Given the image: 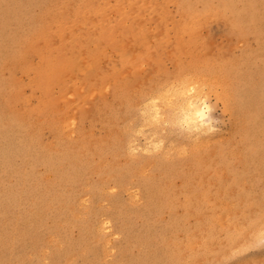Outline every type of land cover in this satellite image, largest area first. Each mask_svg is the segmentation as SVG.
Here are the masks:
<instances>
[{"label": "rangeland", "instance_id": "obj_1", "mask_svg": "<svg viewBox=\"0 0 264 264\" xmlns=\"http://www.w3.org/2000/svg\"><path fill=\"white\" fill-rule=\"evenodd\" d=\"M116 1L0 0V264H264V95L238 88L262 94L264 0ZM45 54L67 62L48 86ZM190 95L211 126H187Z\"/></svg>", "mask_w": 264, "mask_h": 264}, {"label": "bare ground", "instance_id": "obj_2", "mask_svg": "<svg viewBox=\"0 0 264 264\" xmlns=\"http://www.w3.org/2000/svg\"><path fill=\"white\" fill-rule=\"evenodd\" d=\"M91 1V0H90ZM130 1H132V0H130ZM141 1V0H140ZM148 1H151V0H148ZM147 0H146V2H148ZM153 2L151 3V2H149V3H151L150 5L148 4V6H147V4L145 3V1L143 0V2H140V3H142V5H139V4H137V5H139V7L137 6L136 7V9L135 8H133V9H135L134 11L137 13H139L140 15H138V14H134L135 12L133 11V9H132V7L133 6H131V9L130 8H128V9H124L123 10V13H124V11L125 10H130V12H127V13H130V14H128V16H129V18H130V16L134 19V17H136L135 15H138L137 17H142L143 18V16L145 15L146 16V14H142L141 15V12L140 11H138L139 9L141 10V11H143V13H145V11L147 10L146 9V7L147 8H150V9H148L149 11L151 10V7L150 6H153L154 8H152V9H155L156 7L155 6H159V8H158V6H157V9H159V12L157 11V9L154 11H152V13L150 12L149 13V11H148V14L147 15H149L150 14V16H151V14H158V13H160V17H162L161 16V14H162V12L160 11L161 9H160V7L161 6H163L162 4H161V6H160V4H157V2H155L154 3V0H152ZM94 2V1H93ZM92 2V3H93ZM116 2H118V0L116 1ZM120 2V1H119ZM119 2L118 3H115V5L117 6L118 5V7L120 6L121 7V5H119ZM123 4H124V2L123 1H121ZM120 2V3H121ZM126 2H128V1H126ZM133 2L135 3V0H133ZM137 2V1H136ZM139 2V1H138ZM137 2V3H138ZM204 2V1H203ZM84 3H86V2H84ZM83 3V4H84ZM87 3H89V2H87ZM96 3V1L94 2V4ZM100 3H101V1H100ZM107 3V2H106ZM121 3V4H122ZM134 3H133V5H134ZM154 3V4H153ZM91 4V3H90ZM93 4V5H94ZM104 4V3H103ZM108 4V3H107ZM122 4V7H125L124 5ZM143 4H144V6H145V4H146V7H144L143 6ZM153 4V5H152ZM157 4V5H156ZM48 5V4H47ZM78 5V4H77ZM85 5V4H84ZM98 5V4H97ZM113 6V7H116V6ZM126 5V4H125ZM205 5V4H204ZM207 5V4H206ZM230 5V4H229ZM228 5V6H229ZM86 6V5H85ZM99 6H100V4H99ZM128 6V5H127ZM135 6H136V4H135ZM134 6V7H135ZM140 6H143L146 10H144V8L142 9ZM53 7V6H52ZM51 7V8H52ZM56 6H54V8H55ZM101 7V6H100ZM110 6H109V4H108V9H109V11L111 10V8H109ZM112 7V6H111ZM118 7H116V8H118ZM119 7V9H121ZM83 8V7H82ZM88 8H92L91 6L90 7H88ZM98 8V6L96 7V9ZM102 9L104 8V5L101 7ZM232 8V7H231ZM46 9V8H45ZM49 9V8H48ZM86 9H87V7H86ZM85 9V10H86ZM93 10H94V8H92ZM101 9V10H102ZM138 9V10H137ZM84 10V9H83ZM104 10H106L105 12H108V10H107V8L106 9H104ZM104 10H102V11H104ZM113 10H114V8H113ZM131 10L134 12V13H131ZM137 10V11H136ZM164 10V9H163ZM162 10V11H163ZM45 11V10H44ZM63 11V10H62ZM116 11V10H115ZM156 11H157V13H156ZM166 11V10H165ZM125 12V13H126ZM164 12V11H163ZM64 13V12H63ZM70 13V12H69ZM79 13V12H78ZM82 13V12H81ZM86 13V12H85ZM91 13V12H90ZM92 13H95V12H92ZM98 13V12H97ZM111 13V12H110ZM117 13V12H116ZM107 14H109V12L107 13ZM114 14H115V12H114ZM118 14V13H117ZM133 14V15H132ZM60 16V18L62 19V15H61V13H58L57 14V17H59ZM82 15V14H81ZM98 16H97V18H98V20L100 19L99 18V14H97ZM106 15V14H105ZM113 15V14H112ZM112 15L110 16L111 17V19H112ZM159 15V14H158ZM163 15H165V14H163ZM212 15V14H211ZM55 16V15H54ZM64 16V15H63ZM117 16V15H116ZM118 16H120V15H118ZM127 16V17H128ZM56 17V16H55ZM106 17H107V15H106ZM113 17H114V15H113ZM159 17V20L161 19H163V18H165V17H162V18H160ZM42 18V17H41ZM79 18V17H78ZM96 18V19H97ZM103 18V17H102ZM149 18V17H148ZM170 18V17H169ZM69 19V18H68ZM67 19V20H68ZM71 19V18H70ZM72 19H74V17L72 18ZM71 19V20H72ZM91 19V18H90ZM106 19H108V17L107 18H105V20ZM110 19V20H111ZM128 19V18H127ZM133 19H132V21H133ZM140 19V18H139ZM139 19L137 20V19H134V20H136V21H139ZM152 19V18H151ZM150 19V20H151ZM212 19V18H211ZM54 20H56V18L54 19ZM53 20V21H54ZM67 20H65V21H67ZM126 20V19H125ZM144 20V19H143ZM158 20V19H157ZM156 20V21H157ZM172 20V19H171ZM175 20V19H174ZM192 20V19H191ZM82 21V20H81ZM86 21V20H85ZM91 21V20H90ZM93 21V20H92ZM95 21V20H94ZM99 21H101V20H99ZM107 21H109V20H107ZM112 21V20H111ZM177 21H178V19H177ZM180 21V20H179ZM211 21V20H210ZM220 21V20H219ZM102 22H104V21H102ZM122 22H126V21H122ZM134 22V21H133ZM132 22V23H133ZM141 22V21H140ZM139 22V23H140ZM145 22H146V20H145ZM161 22V21H160ZM159 22V23H160ZM167 22H170V21H168L167 20ZM176 22V21H175ZM174 22V24H175V27H176V25H177V22L175 23ZM67 23V22H66ZM70 23H72V21L70 22ZM75 23V22H74ZM77 23V22H76ZM82 23V22H81ZM98 23H100V22H98ZM109 23H110V21H109ZM142 23V22H141ZM148 23H149V21H148ZM152 23V22H151ZM60 24H61V22H60ZM78 24V23H77ZM80 24V23H79ZM84 24V23H83ZM82 24V25H83ZM88 24V23H87ZM93 24V26H95L94 25V23H92ZM101 24V23H100ZM103 24V23H102ZM108 24V23H107ZM113 24V23H112ZM155 24V23H154ZM55 25V24H54ZM98 25V24H97ZM97 25L95 26V29H92L94 32L92 33V35L91 36H93V34L95 33V30H96V27H97ZM136 25H137V23H136ZM135 25V26H136ZM151 25H153V24H151ZM157 25V24H156ZM156 25L154 26V27H156ZM165 25H166V22H165ZM65 26V25H64ZM66 26H69V24L68 25H66ZM85 26V25H84ZM99 26V29H100V25H98ZM150 26V25H149ZM163 26H164V23H163ZM194 26L195 27H197L195 24H194V22H182V23H180V24H178V28L180 29V30H182L183 31V34H184V30H185V32L186 31H190V30H192V29H194ZM55 27V26H54ZM154 27H153V31L152 32H154ZM159 27V26H158ZM165 27V26H164ZM63 27H61L60 29H62ZM66 28V27H65ZM98 28V27H97ZM149 28V27H148ZM157 28V27H156ZM166 28V27H165ZM198 28V27H197ZM72 29V28H71ZM71 29H68V32H69V30H71ZM110 29V28H109ZM176 29H177V27H176ZM174 30L175 31V33H176V35H177V30ZM102 30V29H101ZM116 30H117V28H116ZM163 30V29H162ZM168 30V29H167ZM56 31H58V30H56L55 29V32ZM60 31V30H59ZM73 31V30H72ZM103 31V30H102ZM157 31V30H156ZM35 32V31H34ZM65 32V31H64ZM63 32V33H64ZM96 32H99V31H97L96 30ZM162 32V31H161ZM161 32H159V34L161 33ZM173 32V31H172ZM52 33V32H51ZM57 33V32H56ZM60 33L61 32H59L58 34L60 35ZM63 33H61V34H63ZM91 33V32H90ZM174 33V34H175ZM179 33V32H178ZM187 33V32H186ZM58 34H57V36H58ZM78 34H80V33H78ZM78 34H76V35H78ZM120 34V33H119ZM145 34H146V36H147V38L149 39L150 37L149 36H151V34L149 35V33H148V31L146 32L145 31ZM153 34V33H152ZM156 34V33H155ZM159 34H156L157 36H156V38L158 37V40H159V37H160V35ZM163 33H161V36H163L162 35ZM33 35V34H32ZM65 35H67V34H65ZM71 35H75L74 34V32H73V34H71ZM118 35V34H117ZM117 35H115V36H117ZM173 35V34H172ZM55 36H56V34H55ZM56 36V37H57ZM62 36H64V34L62 35ZM91 36H89V38L91 37ZM95 36V35H94ZM123 36V35H122ZM175 36V35H174ZM184 36H186V35H184ZM83 36H79L78 38L80 39V38H82ZM96 37H99V36H96ZM121 37V36H120ZM120 37H119V39H120ZM130 37V36H129ZM129 37L127 36V38H125L124 40H126V39H129ZM155 37V36H154ZM189 37V36H188ZM38 38V37H37ZM53 38V37H52ZM57 38H60V37H57ZM122 38H124V37H121V39ZM161 38H163V37H161ZM160 38V39H161ZM174 38H176V37H174ZM62 39H63V37H62ZM75 39V38H74ZM77 39V38H76ZM171 39V38H170ZM64 40V39H63ZM71 40V39H70ZM69 40V41H70ZM87 40H89V39H87ZM93 40V39H92ZM95 40V39H94ZM118 40V39H117ZM132 39L130 38V41H131ZM165 40V36H164V38H163V41H162V43L163 42H165L166 44H167V40L168 39H166V41H164ZM181 39H179V41H180ZM67 40H64V44H65V42H66ZM81 41V40H80ZM91 40H89V42H90ZM98 41H101V40H98ZM97 41V39H96V43L98 42ZM119 41V40H118ZM123 41V40H122ZM154 41H155V39H154ZM179 41H177V42H179ZM182 41V43L184 42L183 40H181ZM68 42V41H67ZM72 42V44L74 45V42L75 41H71ZM120 42V41H119ZM118 42V45H120L121 43H119ZM151 42V41H150ZM159 42H161V41H159ZM186 42V41H185ZM184 42V43H185ZM191 42V41H190ZM76 43V42H75ZM94 43V42H93ZM102 43V42H101ZM180 43V42H179ZM178 43V44H179ZM181 43V44H182ZM183 43V44H184ZM189 43V42H188ZM188 43H186V44H184L185 46H187V44ZM81 44V43H80ZM129 44H132V43H130L129 42ZM164 44V43H163ZM166 44H164L165 45V47H166ZM177 44V45H178ZM182 44V45H183ZM66 45V44H65ZM82 45V44H81ZM95 45H97V44H95ZM134 45V44H133ZM164 45H163V47H164ZM177 45H175V46H177ZM75 46V45H74ZM98 46H101V45H98ZM106 46V45H105ZM162 46V45H161ZM175 46H173V49H175V48H177V47H175ZM209 47L211 46V45H208ZM78 47H80V46H78ZM97 47V46H96ZM162 47V48H163ZM165 47H164V49H165ZM175 47V48H174ZM178 47H182V49H183V46H180V45H178ZM97 48H99V47H97ZM103 48V47H102ZM187 48V47H186ZM105 49V48H104ZM158 49V48H157ZM164 49H162V51L164 50ZM180 49V48H179ZM67 50V49H66ZM97 50V49H96ZM95 50V51H96ZM98 50H100V49H98ZM176 50V49H175ZM174 50V51H175ZM68 52H69V50H67ZM67 51H65V52H67ZM82 51V50H81ZM174 51H170L171 52V54L172 53H174ZM182 52H183V54H184V50H181ZM44 52V51H43ZM54 52V51H53ZM67 52V53H68ZM169 52V51H168ZM176 52V51H175ZM185 52H189V51H186V49H185ZM66 53V54H67ZM83 53V52H82ZM100 53V52H99ZM102 53V52H101ZM152 53V52H151ZM165 53V52H164ZM211 53V52H210ZM103 54H104V52H103ZM132 54H133V52H132ZM153 54H154V52H153ZM161 54V53H160ZM163 54V53H162ZM69 55V54H68ZM67 55V56H68ZM102 55V54H101ZM165 55V54H164ZM175 55H178V53L176 52V54ZM174 54L172 55L173 57L175 56ZM186 54H184V56H185ZM214 55V54H213ZM70 56V55H69ZM69 56L67 57L68 58V60H69ZM75 56V58H76V55H74ZM118 56V55H117ZM167 56V55H166ZM81 57V56H80ZM88 57H90V56H88ZM98 57V56H97ZM176 57V56H175ZM186 57V56H185ZM188 58V57H187ZM217 58V57H216ZM72 59V58H71ZM82 59H83V57H82ZM95 59V58H94ZM103 59V58H102ZM119 59V58H118ZM182 59V58H181ZM218 59V58H217ZM73 60V59H72ZM81 60V59H80ZM88 60H92V58H90V59H88ZM87 60V61H88ZM122 60L125 62V59H124V57L122 58ZM177 60V63H180V62H178V58L176 59ZM210 60V59H209ZM180 61V60H179ZM183 61V60H182ZM71 62H75V61H71ZM70 62V64H72ZM83 62V61H82ZM91 62V61H90ZM149 62H150V60H149ZM176 62V61H175ZM174 63V62H173ZM185 63V62H184ZM207 63H209V62H207ZM79 64H82L81 63V61H80V63ZM86 64H88L89 66H90V64H89V62H86ZM73 65H75V64H73ZM180 65V64H179ZM208 65V64H207ZM214 65V64H213ZM66 66H67V62H66V60L64 59V58H62V57H59V55H57V56H55V57H53V56H51V55H49V54H45L44 56H42V65L40 66V67H38L37 68V71H36V77H38L39 78V80H40V82L43 84V85H49V84H51L52 83V81H54V80H56V79H58V77H59V75H60V72L63 70V68H66ZM77 66V65H76ZM81 66H83V65H81ZM86 66V65H85ZM209 66H210V64H209ZM216 66V65H215ZM73 67H75V66H73ZM88 66H86L85 68H87ZM176 67V66H175ZM180 67V69L179 70H183L184 69V67L183 66H179ZM188 67L191 69V68H193V70H196V69H198V67H197V64H196V62L195 61H191L189 64H188ZM212 67V66H211ZM68 68V67H67ZM69 69V68H68ZM102 69V68H101ZM72 70H73V68H72ZM83 70V69H82ZM82 70H80V75L81 76H83L82 74H81V71ZM91 70V69H90ZM116 71V70H115ZM68 72V71H67ZM66 72V73H67ZM85 72H86V69H85ZM92 72V71H91ZM90 72V73H91ZM107 72H109V70L107 71ZM122 72H124V71H122ZM192 72V71H191ZM69 73H72V71L71 72H69ZM75 73V72H74ZM77 73H78V71H77ZM115 73V72H114ZM117 73V72H116ZM73 74V73H72ZM84 74V73H83ZM95 74V73H94ZM161 74V73H160ZM192 74V73H191ZM78 75V74H77ZM84 75H86V74H84ZM184 75V74H183ZM194 75V80H196V78L198 77V76H196L195 74H193ZM192 75V76H193ZM203 75V74H202ZM218 75H219V73H218ZM223 75V74H222ZM68 76H71V75H68ZM79 76V75H78ZM87 76V75H86ZM108 76V75H107ZM116 76V75H115ZM188 77L190 76V74L189 75H187ZM192 76H191V82L193 81V78H192ZM196 76V77H195ZM199 76H201V75H199ZM206 76H207V74H206ZM221 76V75H220ZM224 76V75H223ZM222 76V77H223ZM72 77V76H71ZM80 77V76H79ZM85 77V76H84ZM122 77V76H121ZM124 77V76H123ZM183 77V76H182ZM188 77H186V78H188ZM204 77V76H203ZM225 77V76H224ZM118 78H120V77H118ZM180 78V77H179ZM199 78V77H198ZM197 78V79H198ZM205 78V77H204ZM212 78V77H211ZM216 78V77H215ZM66 79V78H65ZM109 79V78H108ZM122 79V78H121ZM183 79V78H182ZM208 79V78H207ZM209 79H210V77H209ZM214 79V78H213ZM222 79V78H221ZM227 79V78H226ZM249 79V78H248ZM72 80V79H71ZM76 80V79H75ZM175 79H173V81H174ZM187 80V79H186ZM189 80V79H188ZM201 80V79H200ZM203 81H204V79H202ZM177 81V80H176ZM184 80H182L181 81V79H180V82H181V86L183 87V82ZM198 81H199V79H198ZM197 81V82H198ZM209 80H206V81H204V82H208ZM212 81V80H211ZM215 81H217V80H215ZM214 81V82H215ZM179 82V81H178ZM186 82V81H185ZM189 82V84H190V81H188ZM187 82V83H188ZM210 82V81H209ZM213 82V81H212ZM175 83V82H174ZM174 83H173V85H174ZM203 83V82H202ZM201 82H200V84H202ZM250 83V82H249ZM259 83V82H258ZM176 84H178L179 85V83H176ZM188 84V85H189ZM197 84V83H196ZM205 84V83H204ZM261 84V83H260ZM167 85V84H166ZM186 85L187 84H185L184 83V88H185V90H187L186 89ZM255 85V84H254ZM262 85V84H261ZM83 86V85H82ZM176 86V85H175ZM175 86H173V88L175 87ZM197 86V85H196ZM221 86H222V84H221ZM79 87V86H78ZM177 87V86H176ZM181 87V88H182ZM189 86H187V88H188ZM195 87V86H194ZM207 87H209V86H207ZM217 87V86H216ZM224 87V86H223ZM71 88V87H70ZM101 88V87H100ZM181 88H176V89H178V93L180 94V90L179 89H181ZM238 88H239V92H240V89L241 90H243V91H246L247 92V94H248V96H247V102L249 103V102H251L252 100L253 101H255V102H257L256 103V105H258V106H260L261 105V98L263 97V95H264V85H262L261 86V90H262V94H261V92H260V95L259 96H255V95H253L252 93L250 94V90H249V87H248V85H247V83L244 81L241 85H239L238 86ZM237 88V89H238ZM254 88V87H253ZM68 89V88H67ZM79 89V88H78ZM139 90L141 89V88H138ZM138 89H136V90H138ZM158 90H159V87L157 88ZM163 89V88H162ZM198 89V88H197ZM227 89H229L228 87H227ZM255 89V88H254ZM257 89V88H256ZM139 90H138V92H139ZM168 90V89H167ZM167 90H165V92L167 91ZM169 90H171L172 91V89L170 88ZM212 90V89H211ZM176 91V94H177V90H175V88H174V92ZM231 91H233V90H231ZM78 92H79V90H78ZM95 92V91H94ZM145 92H147V91H145ZM151 92V91H150ZM157 92V91H156ZM169 92V91H168ZM167 92V93H168ZM173 92V91H172ZM172 92H170L171 93V95H172ZM183 92H184V89H183ZM182 92V93H183ZM186 92V91H185ZM196 93H197V91H195ZM239 92H237V90L235 89V91L232 93V92H230L229 90H227V93L226 94H224V96H222V97H225L226 98V100H227V104H228V106H229V108H227V104H226V101L224 102V104H225V107L227 108V109H230L232 106H235V107H237V109L239 110H243V106H242V103L240 102V100L238 99V96H239ZM72 93V92H71ZM96 93V92H95ZM95 93H93V94H95ZM152 93V92H151ZM155 93V92H154ZM256 93V92H255ZM90 94V93H89ZM149 94V93H148ZM153 94V93H152ZM151 94V95H152ZM175 94V96H178V94L176 95ZM194 94V93H193ZM134 95V94H133ZM138 95V94H137ZM155 95H157V94H155ZM166 95V94H165ZM164 95V96H165ZM257 95V94H256ZM83 96H85V95H82L81 97L83 98ZM96 96V95H95ZM150 96V95H149ZM154 96V95H153ZM159 97H160V94L158 95ZM168 96H169V94H168ZM167 95H166V97H168ZM172 96H174V94L172 95ZM189 96V95H188ZM191 96V95H190ZM131 97V96H130ZM90 100H91V98L90 97H88ZM151 98H152V96H151ZM153 98H155V96L153 97ZM156 98H158L157 96H156ZM155 98V99H156ZM162 98H163V95H162V97L160 98V100H162ZM169 98V97H168ZM171 98V101H172V97H170ZM174 98V97H173ZM177 98V97H176ZM179 98H180V96H179ZM181 98H182V96H181ZM185 98H187V97H185ZM193 98V96H191V98H187L185 101H186V108H184L185 110V112H184V121L186 122V124H187V126H189L190 128L191 127H194V128H197V130L199 129V127L202 125L203 127H208V126H211L210 125V117H208L207 116V112H206V109H205V105L204 106H202V105H199V104H197L198 102H196L195 101V97H194V99H192ZM221 98V97H220ZM225 98L223 99V100H225ZM159 99V98H158ZM165 99V98H164ZM129 100V99H128ZM154 100V99H153ZM159 100V101H160ZM167 100H170V99H167L166 98V101ZM184 100V99H183ZM170 101V102H171ZM184 101V102H185ZM158 102V101H157ZM156 101L154 102V106H155V103L158 105V103H157ZM163 102H164V100H163ZM169 103V102H168ZM167 103V104H168ZM150 104L151 103H149V107H152V106H150ZM177 104H178V101H177ZM184 104V103H183ZM264 104V103H263ZM109 105V104H108ZM121 105V104H120ZM152 105H153V103H152ZM171 105V104H170ZM173 105V104H172ZM175 105V104H174ZM89 106V105H88ZM146 106V105H145ZM144 106V107H145ZM180 106V105H179ZM182 106V105H181ZM104 107V106H103ZM144 107H143V111H142V114L141 115H143V113H146V112H144L145 110H144ZM147 107V106H146ZM149 107H148V109H149ZM158 107V106H157ZM169 107V106H168ZM180 108V107H179ZM141 109H142V106H141ZM152 108H150L149 110H151ZM155 108L153 107V109L152 110H154ZM232 109V108H231ZM236 109V108H235ZM260 109V107L259 108H256V110H259ZM148 110V112L147 113H149V112H153V111H149ZM239 110V111H240ZM155 111V110H154ZM183 111V110H182ZM234 111H236V110H234ZM240 111V112H241ZM247 110H245V112H246ZM155 113V112H154ZM153 113V114H154ZM258 113V112H257ZM151 114V113H150ZM149 114V115H150ZM152 114V115H153ZM244 114V113H243ZM147 114H145V116H146ZM151 115V116H152ZM155 115H156V113H155ZM238 115V114H237ZM257 115H259V114H257ZM148 116V115H147ZM147 116H146V118L145 119H147L148 120V118H150V119H152V118H154V115H153V117H148L147 118ZM94 117V116H93ZM110 117V116H109ZM156 117V116H155ZM258 117V116H257ZM240 118V117H239ZM261 118V117H260ZM149 119V120H150ZM155 119V118H154ZM251 119V118H250ZM259 119V118H258ZM263 119H264V117H263ZM155 121V120H154ZM153 121V122H154ZM151 122H152V120L151 121H149V123L151 124ZM255 122H256V118H255ZM155 123V122H154ZM252 123V122H251ZM145 124V123H144ZM250 124V123H249ZM258 124V125H257ZM257 127H259L260 125H263V124H261V122L260 121H257ZM65 125H66V123H65ZM146 126H148L147 124H146ZM187 126H185V127H187ZM255 126V125H254ZM145 127V126H144ZM184 127V126H183ZM245 127V126H244ZM188 128V127H187ZM249 128V127H248ZM248 128H247V130H248ZM252 128V127H251ZM192 129V128H191ZM250 129V128H249ZM253 129V128H252ZM247 130H245V131H247ZM256 129H254V131H255ZM141 131V130H140ZM196 131V130H195ZM249 131V130H248ZM253 131V130H252ZM142 132H143V130H142ZM151 132V131H150ZM249 132H251V131H249ZM249 134V133H248ZM197 135V134H196ZM252 136H253V133H252ZM254 137V136H253ZM203 138V137H202ZM194 139V138H193ZM160 140V139H159ZM195 140H197L196 138H195ZM194 140V141H195ZM199 140H200V138H199ZM194 141H193V144H194ZM192 142V141H191ZM197 141H195V143H196ZM152 143V142H151ZM150 145V144H149ZM145 146H147V145H145ZM193 146H196V145H193ZM158 147H159V143H158ZM182 147V146H181ZM210 148V147H209ZM151 149V148H150ZM201 149V148H200ZM227 150V149H226ZM179 151V150H178ZM195 151V150H194ZM197 151V150H196ZM195 151V152H196ZM192 153H193V150L191 151ZM195 154V153H194ZM218 157V156H217ZM206 159V158H205ZM216 159V158H215ZM218 159V158H217ZM244 159V158H243ZM184 163V162H183ZM221 164V163H220ZM225 164V163H224ZM208 165V164H207ZM210 168V167H209ZM190 169V168H189ZM193 170V169H192ZM137 171V170H136ZM222 174V173H221ZM188 175V174H187ZM224 175V174H223ZM188 178V177H187ZM212 179V178H211ZM212 182V181H211ZM227 182V181H226ZM209 183V182H208ZM224 183V182H223ZM222 183V184H223ZM234 184V183H233ZM203 185H205V184H203ZM206 188V187H205ZM198 190H200V189H198ZM204 190V189H203ZM220 190V189H219ZM188 191H189V188H188ZM191 192V191H190ZM221 193V192H220ZM208 196H210V195H208ZM219 197H220V195H219ZM199 199V198H198ZM199 202V201H198ZM184 203V202H183ZM203 207V206H202ZM193 208V207H192ZM194 209V208H193ZM230 217V216H229ZM253 221V220H252ZM238 230V229H237ZM237 232V231H236ZM235 232V233H236ZM217 233V232H216ZM234 233V234H235ZM212 234V233H211ZM233 234V233H232ZM232 234H230V235H232ZM237 234H238V232H237ZM213 235V234H212ZM210 236V235H209ZM234 236V235H233ZM231 237V236H230ZM239 237V236H238ZM237 237V238H238ZM241 238V237H240ZM204 239V238H203ZM238 240V239H237ZM202 245V244H201ZM232 246V245H231ZM181 257V256H180ZM188 257V256H187ZM262 260V259H261ZM263 261V260H262ZM247 262V261H246Z\"/></svg>", "mask_w": 264, "mask_h": 264}]
</instances>
